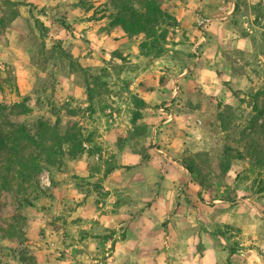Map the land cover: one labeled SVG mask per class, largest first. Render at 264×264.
<instances>
[{
	"label": "rangeland",
	"instance_id": "rangeland-1",
	"mask_svg": "<svg viewBox=\"0 0 264 264\" xmlns=\"http://www.w3.org/2000/svg\"><path fill=\"white\" fill-rule=\"evenodd\" d=\"M11 1L0 0V15L18 11L0 31V114L22 103L10 121L34 136L47 122L83 149L20 184L11 170L0 264H127L111 255L131 223L152 240L150 264H264V0H160L175 21L157 56L110 24L109 0ZM134 96L146 130L132 137ZM112 171L118 186L104 184ZM106 211L125 217L94 233Z\"/></svg>",
	"mask_w": 264,
	"mask_h": 264
},
{
	"label": "trees",
	"instance_id": "trees-1",
	"mask_svg": "<svg viewBox=\"0 0 264 264\" xmlns=\"http://www.w3.org/2000/svg\"><path fill=\"white\" fill-rule=\"evenodd\" d=\"M7 1L9 4L14 3L11 0ZM109 3L114 8L110 21L112 26L121 28L128 36L143 34L147 38L139 44L141 53L145 55L153 53L157 56L163 52L159 43L165 40L168 26L174 23L175 18L162 8L160 0H109ZM17 15L18 11L11 7L7 16L0 15V31ZM86 84L87 97L92 100L95 82L86 80ZM139 87L142 90L152 89L143 87L142 83ZM133 101L136 109L133 110L131 117L132 137L145 133L146 127L141 123V110L147 107L146 101L139 96H134ZM0 111L2 112V109ZM27 111L28 108L24 104L17 103L13 105L9 114H0V150L5 153L7 160V164L0 167V192L3 189H9V173L13 168L17 169L21 179L18 183L20 184L23 181L32 180L31 173L39 171L44 165L53 164L63 156L75 157L83 149L81 137L70 132L59 134L57 129L47 122L38 123L37 133L34 136L29 133L24 124H21V121L19 125L10 121V114L20 117ZM7 123L9 127H6ZM63 144H66V148H63ZM230 150L231 147L225 145L219 158L221 174H225L230 168ZM181 164L190 173H194L192 162L182 161ZM12 231L8 233L13 237Z\"/></svg>",
	"mask_w": 264,
	"mask_h": 264
},
{
	"label": "crops",
	"instance_id": "crops-1",
	"mask_svg": "<svg viewBox=\"0 0 264 264\" xmlns=\"http://www.w3.org/2000/svg\"><path fill=\"white\" fill-rule=\"evenodd\" d=\"M114 174V171L109 173V176L105 180L104 184L106 186H109L114 184V186H118L117 183L112 180L111 176ZM91 212V209L89 210ZM120 212V211H119ZM119 212H110L106 211L105 213L101 212V214L98 215L99 222L91 223V228L93 230H96L94 233H104L107 228H118V220H123L125 216H122ZM94 215V214H92ZM94 216H97V213H95ZM136 233V230H134V227L131 223L129 228L126 231V235L124 239L117 240L115 243V250L113 254L111 255V259H116L117 261H121V263H127V264H150L154 259V250L151 246L152 240L149 238V236L146 238L145 242H139L140 238ZM93 240H95V237H91ZM94 244V243H93ZM93 249H95L93 247ZM97 250V249H96ZM110 259V260H111Z\"/></svg>",
	"mask_w": 264,
	"mask_h": 264
}]
</instances>
